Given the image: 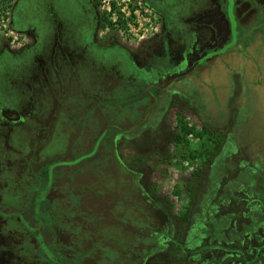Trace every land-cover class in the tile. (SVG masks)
Listing matches in <instances>:
<instances>
[{
    "label": "flooded vegetation",
    "instance_id": "af4514ba",
    "mask_svg": "<svg viewBox=\"0 0 264 264\" xmlns=\"http://www.w3.org/2000/svg\"><path fill=\"white\" fill-rule=\"evenodd\" d=\"M142 1L162 25H180L164 48L131 54L139 75L88 78L79 66L87 47L75 37L54 39L49 60L28 49L30 64L6 74L0 264H157L160 253L166 264H188L142 150L153 142L164 151L166 126L155 119L174 106L225 151L239 199L264 219V0H176L184 11L173 0Z\"/></svg>",
    "mask_w": 264,
    "mask_h": 264
},
{
    "label": "rangeland",
    "instance_id": "374dc122",
    "mask_svg": "<svg viewBox=\"0 0 264 264\" xmlns=\"http://www.w3.org/2000/svg\"><path fill=\"white\" fill-rule=\"evenodd\" d=\"M111 1L121 14V22L116 21L115 12L108 13ZM171 1L166 0V3L170 5ZM173 2L174 9H186L180 7L178 1ZM178 15L175 13L174 17ZM109 20L114 25H109ZM179 25L176 19L174 23L162 25L159 15L142 0H101L100 5H96L95 0H12L9 7L1 2L0 87L3 83L6 85L9 71H19L30 64L28 49L41 50L42 58L49 60L47 47L50 48L56 38L71 45L69 39L75 37L76 46L87 47L83 48L85 52L81 60L84 62L79 66L82 74L89 73L88 78L117 70L130 71L137 76L140 70L130 63L131 54L134 56L142 45L149 51L164 48L169 31ZM153 39H156L157 46L151 43ZM18 54L26 56L24 66L20 58L12 60ZM53 59L57 60V56ZM143 66L142 71L147 74L151 69ZM16 79L19 81V77ZM156 117V126L161 122L166 126V148L161 152L155 143L147 142L142 148L143 156L150 158L147 170L173 218L169 225L176 227L177 236L190 251L185 262L237 264L238 259L229 251L224 255L231 260L224 262L223 249L240 244L247 252L255 243L264 244V219L254 209H248L245 198L239 199L235 182L230 181L225 173L229 170L224 164L225 151L216 153L208 138L199 135L196 128L199 121L180 106L167 111L164 120ZM180 120L192 129V137L183 135ZM153 121L154 118L150 119L146 125L148 129L155 126ZM192 122L195 127L188 125ZM177 135L181 139H177ZM170 146L174 147L173 151ZM243 204L247 209L240 208ZM200 252L205 254L202 258ZM156 262L166 264L167 256L164 258L158 254Z\"/></svg>",
    "mask_w": 264,
    "mask_h": 264
},
{
    "label": "trees",
    "instance_id": "16d2710c",
    "mask_svg": "<svg viewBox=\"0 0 264 264\" xmlns=\"http://www.w3.org/2000/svg\"><path fill=\"white\" fill-rule=\"evenodd\" d=\"M12 0H0V3L2 2L3 4H6V7H9V4ZM96 1V5H100L101 4V0H95ZM116 13L117 14V22H121V14L119 11L116 10L115 7V3L113 1L110 2V10L108 11L109 15L110 13ZM105 19H107L105 17ZM109 25H114L113 22H111L110 20L107 22ZM182 125V126H181ZM180 130L183 132V135H188L190 133H192V129L188 128V126L185 125V123L182 122V120H180ZM177 139H181L180 136L177 135ZM262 215V214H261ZM263 218V215H262ZM240 248V249H239ZM226 251H229V253H231L230 255L232 257H236L238 259L237 264H262L264 263V244L263 243H255L249 251H245L243 249V247H241L240 244L238 245H232L228 248L223 249L222 251V255H224L226 253ZM227 255V254H226ZM224 255V257L226 256ZM224 262L227 263L229 262L231 259L229 256H226L224 258Z\"/></svg>",
    "mask_w": 264,
    "mask_h": 264
},
{
    "label": "built area",
    "instance_id": "2783aa9c",
    "mask_svg": "<svg viewBox=\"0 0 264 264\" xmlns=\"http://www.w3.org/2000/svg\"><path fill=\"white\" fill-rule=\"evenodd\" d=\"M175 197H176V196H174V198H175ZM176 198H177V197H176ZM176 198H175V199H176Z\"/></svg>",
    "mask_w": 264,
    "mask_h": 264
}]
</instances>
